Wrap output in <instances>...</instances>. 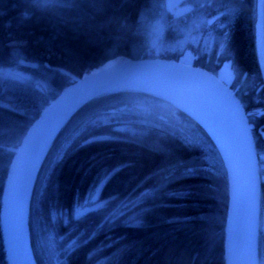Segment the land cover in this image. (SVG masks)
I'll list each match as a JSON object with an SVG mask.
<instances>
[{
    "label": "trees",
    "instance_id": "16d2710c",
    "mask_svg": "<svg viewBox=\"0 0 264 264\" xmlns=\"http://www.w3.org/2000/svg\"><path fill=\"white\" fill-rule=\"evenodd\" d=\"M194 1L185 0L189 10L176 25L188 29L207 14L205 22L212 19L214 36L229 53L232 87L248 114L255 141L262 213L264 85L256 53L257 0ZM174 24L162 0H53L46 5L36 0H0V199L13 150L61 88L111 58L158 55L153 43L163 38L166 45L171 44L167 42ZM125 105L153 116L177 115L175 124L201 133L208 141L217 157V169L211 170L204 161L201 147L186 143L177 131L174 135L143 127L140 135L125 136L98 120L103 111H121ZM81 127L84 130L74 135ZM100 136L110 139L88 142ZM109 175L99 199H111L115 205L140 196L133 201L138 206L123 216H136L141 221L138 226L124 219L102 224L101 214L107 208L72 219L74 205ZM227 201L222 161L196 122L153 95L106 93L71 117L41 165L29 207L30 247L39 264L36 231L52 228L55 214L57 220L67 218L66 226L55 227L59 234L74 229L71 236L78 238L62 264H224ZM0 264H6L1 238Z\"/></svg>",
    "mask_w": 264,
    "mask_h": 264
},
{
    "label": "water",
    "instance_id": "95a60500",
    "mask_svg": "<svg viewBox=\"0 0 264 264\" xmlns=\"http://www.w3.org/2000/svg\"><path fill=\"white\" fill-rule=\"evenodd\" d=\"M264 0L256 3L255 40L264 85ZM61 88L30 123L12 152L0 199V238L6 264H36L29 241L32 190L54 140L71 117L92 99L113 92H143L163 99L196 122L222 161L228 185L224 264H259L261 185L251 126L235 91L215 74L187 59L121 57ZM135 87L105 89L116 81Z\"/></svg>",
    "mask_w": 264,
    "mask_h": 264
},
{
    "label": "rangeland",
    "instance_id": "374dc122",
    "mask_svg": "<svg viewBox=\"0 0 264 264\" xmlns=\"http://www.w3.org/2000/svg\"><path fill=\"white\" fill-rule=\"evenodd\" d=\"M179 1H183V0H166V4L168 8H170L169 10H172V8L178 10L179 6L178 7H174V6H176V4ZM197 1L198 0H195L194 2L197 3ZM186 7L189 8V6ZM172 13L170 14L171 16H173ZM205 15L207 14H203L199 16L197 18V23H195L193 26H191L188 29L184 27L177 28L178 37L175 39L177 42L175 46V56L178 57V59H187L193 64H196L198 66L199 65L206 66L207 69L215 70V74H219L221 79L231 86L234 78V70L231 66L230 56L228 55L229 53L225 51L221 39L218 38L216 35L214 36L215 29H213L212 26L210 25L212 19L209 20L207 24L205 22V18H206ZM208 17H212V16L208 15ZM203 27L204 29H202ZM153 45L154 47L157 46L155 47V49L157 50L154 51H156L158 55L161 54L163 56H171L170 54L172 53L168 51L167 45L165 43V40H163V38L158 42L153 43ZM155 55L156 54L152 52V56L155 57ZM120 108L122 109L121 111L119 110L111 111L112 109L103 111L105 113H102L100 111L103 115L98 120H101L103 124H108V125L111 124L112 130L114 132H116L119 135H125V136L126 135L134 136V134L140 135L141 132L147 128L156 129L158 131H164V132L170 131L174 135L175 132L177 131V135L181 136L186 143L189 144L192 143L196 146L201 147L205 153L204 161L207 162L208 166L212 167L211 170L214 171L217 169V165H218L217 157L213 153L212 148L210 147L208 141L204 139L201 133L197 131L193 132L187 130L186 127L181 126V124H179L178 122L176 124L179 125H176L175 120L177 119V117H175L173 113L172 114L166 113V115H164L166 117V121H164V119L159 118L162 115L153 116L151 114H148L146 112L147 110L134 108L131 107L130 105L121 106ZM166 122H168L167 123L168 125L166 124ZM83 130L84 128L82 127L79 128L74 135L82 132ZM100 137H106V136H100ZM115 139H122V138L116 137ZM90 140H92V138ZM102 181L98 184L100 185V188H102L104 185ZM100 188H95L94 190L88 192L85 198L79 202L78 211L75 212L73 211L72 219L75 221L77 219L75 218L77 215H79L80 218H82L83 216H86L88 213L94 211L95 212L102 211L103 209L107 208L108 209L107 212L105 214H103L104 212L101 214V218L103 219L102 224H104L106 221H109V223L111 224L118 219L119 220L124 219V221H128L130 217L129 216L123 217V216L124 214L128 215L129 211L132 208L138 206V201L135 203L133 201L139 200L140 196L133 197L132 200H127L126 202L122 201L121 203L119 202L115 205H112L113 203L111 199L96 200V196L100 197V191H101ZM100 201H105L106 203L103 206H101ZM93 208H95V210H90ZM116 213H124V214L114 219ZM52 220L55 222L52 228L51 226L49 227L45 226L46 228L43 231L40 228H38V230L36 231L38 233L36 237L40 242V244H38L39 251L37 252L38 253L37 260L39 264H62V262L65 260L67 256L66 254L67 250L73 249L72 244L75 241H72L74 236H71V234L74 232V229L68 230L64 234H59L60 232H58V228L55 229L56 226H59L61 224H63V226H66L67 218L66 219L63 218L62 221L61 219L57 220V216L53 214ZM260 233H261V236L259 235L260 249L258 255L259 257H264V211H262L261 213ZM36 247H37V241H36Z\"/></svg>",
    "mask_w": 264,
    "mask_h": 264
},
{
    "label": "snow or ice",
    "instance_id": "6c2138e0",
    "mask_svg": "<svg viewBox=\"0 0 264 264\" xmlns=\"http://www.w3.org/2000/svg\"><path fill=\"white\" fill-rule=\"evenodd\" d=\"M53 2V0H36V3L38 4H48V3H51ZM162 2H166V0H162ZM262 16H264V5H262ZM261 48H262V55H264V34H262V37H261ZM0 72H2V70H0ZM121 87H135V84L134 83H130V82H124V81H116L115 83H113L112 85H109L105 91H112V90H116V89H119ZM103 139H110V137H93L91 141H88V142H93V141H97V140H103ZM115 171V170H114ZM114 174V173H113ZM110 178V175L108 177H106L102 183H106L107 182V179ZM96 188H100V185H97L95 186ZM100 190H102V188H100ZM96 200H99V197L96 196ZM106 202L105 201H100V205L103 206ZM79 209V202L77 205H74V212L75 211H78ZM90 210H95V208L93 209H90ZM145 211V210H141V214L142 212ZM124 213H116L115 216H114V219L120 215H123ZM75 218L79 219L80 216L77 215ZM129 224L133 225V226H138L141 221L139 219H137L136 216H133V217H130L129 220L127 221ZM259 264H264V257H262L259 261Z\"/></svg>",
    "mask_w": 264,
    "mask_h": 264
},
{
    "label": "flooded vegetation",
    "instance_id": "af4514ba",
    "mask_svg": "<svg viewBox=\"0 0 264 264\" xmlns=\"http://www.w3.org/2000/svg\"><path fill=\"white\" fill-rule=\"evenodd\" d=\"M179 6V9L177 10H175L174 8H172V10H169V12H170V14L172 13L173 14V18H174V20H175V24L173 25V27H172V29H171V34H172V36H171V39H169V41L167 42V44L169 43V42H171L172 41V43L171 44H173V45H171V44H169V45H167V48H168V51H170L172 54H170L171 56H163V55H161V54H159L158 55V57L160 56L161 58H166V59H178V57H176L175 56V46H176V44H177V42H176V38L178 37L177 36V34H178V32H177V28H178V26L176 25V22L178 21V19H179V17H182L184 14H186L187 13V11L189 10V8H187L186 6H188V5H186L185 6V0H183V1H179L177 4H176V6H174V7H178ZM170 9V8H169ZM161 32H166V30H165V28H162L161 29ZM175 43V44H174ZM196 65V64H195ZM204 68V67H203ZM205 69H207V68H205ZM207 70H209V69H207ZM209 71H211V72H213V73H215V71H212V70H209ZM232 89H233V87H232V84H231V86H230ZM234 90V89H233ZM235 91V90H234ZM147 112V111H146ZM148 114H149V111L147 112ZM160 116L159 114H156L155 116ZM176 116V115H175ZM159 118H161V119H165V121H166V118L165 117H163V116H161V117H159ZM152 119H153V116H152ZM168 122H166V124H167ZM77 240H78V238L77 237H74L73 239H72V241H75L73 244H72V247L73 246H76V243H77ZM259 249L260 248H258V254H259ZM73 250V249H72ZM262 257H259V261H260V259H261Z\"/></svg>",
    "mask_w": 264,
    "mask_h": 264
},
{
    "label": "bare ground",
    "instance_id": "6f19581e",
    "mask_svg": "<svg viewBox=\"0 0 264 264\" xmlns=\"http://www.w3.org/2000/svg\"><path fill=\"white\" fill-rule=\"evenodd\" d=\"M121 57H125V56H117V57H114V58H111V59H109L105 64V66L103 67V68H105V67H107V66H109V65H111V64H113V63H115V62H117ZM258 163H259V161H258ZM260 174V173H259ZM260 185H261V180H260ZM260 220H261V214H260ZM259 235H260V228H259ZM258 246H259V239H258Z\"/></svg>",
    "mask_w": 264,
    "mask_h": 264
}]
</instances>
